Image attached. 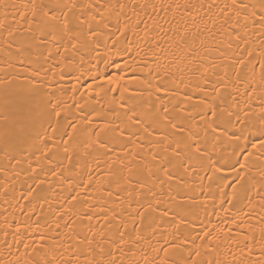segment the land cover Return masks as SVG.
I'll use <instances>...</instances> for the list:
<instances>
[{
  "label": "bare ground",
  "instance_id": "6f19581e",
  "mask_svg": "<svg viewBox=\"0 0 264 264\" xmlns=\"http://www.w3.org/2000/svg\"><path fill=\"white\" fill-rule=\"evenodd\" d=\"M49 2L0 0V264H42L45 258L52 264H106L112 257L117 264H183L196 250L200 256L191 258L198 264H264V154L255 152L245 168L233 170L231 142L221 138L213 147L210 132L202 140L207 152L203 167L185 172L177 164L171 180L158 174L155 185L149 182L155 198L146 190L137 197L140 189L121 180L131 160L125 153L137 154L134 174L144 180L149 148H135L113 131L117 124L127 125L126 109L118 106L123 96V103H134L141 113L150 106L186 109L185 125L201 129L188 131L203 137L206 105L198 101L204 95L211 100L212 85L222 83L225 72L228 87L212 102L233 112L245 110L257 122L264 114V27L252 12L260 11V0H244L257 7L227 21L219 9L231 0H74L82 7L69 16V27L100 33L94 38L102 55L93 53V58L85 35L70 42L59 29L48 35L42 21L34 22L31 5L37 6L35 19L40 20L39 5ZM208 4L214 5L210 11ZM241 58L245 63L237 81L234 70L240 65L233 62ZM149 82L169 91L157 93L146 87ZM195 85L205 91L194 92ZM134 91L143 95L129 100ZM185 93L191 98L185 99ZM53 105L59 118L52 115ZM104 122L111 127L99 138L108 146L100 147L90 133ZM72 124L71 160L61 164L64 133L71 132ZM46 146L49 156L56 153L55 164L43 155ZM209 156L221 162L220 171L207 162ZM54 166L58 174L52 173ZM137 199L155 209L143 221L136 216ZM163 211L169 214L162 216ZM210 229L218 250L197 249L199 237ZM40 234L49 237L46 247L37 250L40 255L23 247L39 243ZM85 238L91 244L79 243Z\"/></svg>",
  "mask_w": 264,
  "mask_h": 264
},
{
  "label": "snow or ice",
  "instance_id": "6c2138e0",
  "mask_svg": "<svg viewBox=\"0 0 264 264\" xmlns=\"http://www.w3.org/2000/svg\"><path fill=\"white\" fill-rule=\"evenodd\" d=\"M203 4L200 5L203 8ZM82 6L75 3L74 0H50L49 3H41L39 5V15L40 20H36L37 16V6L35 4L31 5V15L33 17L34 22L38 25L41 21L45 24V27L48 29V35H52L58 29L67 36L68 40L71 42L73 37H79L80 35H85L89 41L91 47L88 50V56L92 57V54H95V57H100L102 53L100 52L98 47H95L99 44V41L94 37L100 35V33L94 29L89 28L87 33H82L79 26L76 28L69 27V16H71L77 8H81ZM91 7V5H88ZM123 8V5L120 6ZM155 8V6H153ZM171 7V6H169ZM187 7H196V5H188ZM209 11L214 7L213 4H208ZM257 5L245 3L244 0H231V3L225 2L223 6L219 9L221 13V18L227 21L231 18L233 14L236 16H240L242 12L246 11L249 8L255 9ZM260 11L252 12V16L258 17L261 23V26L264 27V0H260L258 5ZM59 14V15H58ZM27 13L24 14V17H27ZM61 17L63 19H61ZM79 20V17H77ZM80 24H84L85 21L79 20ZM99 24V21H97ZM255 23V20L253 21ZM0 27H3L0 25ZM103 27L107 28L108 25L104 24ZM235 27V25L233 26ZM8 35L11 37L14 33L11 29L8 30ZM121 35L123 33L121 32ZM54 38V37H53ZM236 38L239 40L240 35L239 32L236 33ZM44 32H41V37L37 42H43ZM7 42V41H6ZM243 42V41H242ZM9 46H11L9 44ZM75 46V43L72 44ZM231 47V45H229ZM238 47V45H237ZM127 51V50H126ZM120 54V53H118ZM122 55V54H121ZM131 55V53H129ZM251 55V53H249ZM234 64L240 65V69H235L234 74L236 76L237 81L241 79V70L244 66L243 58L240 60L234 61ZM261 69L264 70V63L260 65ZM127 71V69H125ZM135 71V70H133ZM224 77H227V72L224 73ZM221 77L222 83L213 84L211 88V92L213 96L211 100L207 95L201 97L198 101L200 105H206V110L201 114V119L205 122L203 131V137L197 135V133H193L188 131L189 127L196 128L197 132L201 131L196 125H185V112L186 109L182 107H176L174 109H170L166 105H162L160 108H156L155 106H150L148 111L145 113H141L137 110V106L133 104L123 103V96H121L122 103L118 106H122L126 109L124 115L127 117V125L121 126L117 124L113 131L117 136L126 137L128 142L131 143L135 148H149L147 152V157L151 161V163L144 162V172L146 173V179L141 180L138 175L134 174V169L132 166V161L136 160L137 154L134 153L131 149L125 153L126 156H131V160L128 161L127 171L128 174L121 177V180L124 183L134 184L136 187L140 189L137 193V197L142 194H145V190L147 194H150L153 198L156 197L157 193L153 190L152 187H149V182L155 185L158 180V174L163 175V177L167 180H171L174 175V169L179 164V167L182 168L185 172L189 169L195 170L197 166L203 167L204 157L207 155L206 145L202 142V140H207L209 133L212 135V146L215 147L216 143L220 141L221 138H226L231 142V154L235 157V162L231 164V168L233 170H237V165L239 169H243L246 167L249 162V158L254 155L255 152L259 151L261 154H264V114L259 116L257 122H253L250 118V113L245 110H240L233 112L230 108L226 109L223 106H217L212 100H215L220 96L221 88H227V81ZM103 87V85H101ZM146 87H154L157 93L164 92L167 93L169 90L160 85L159 82L152 84L149 82ZM187 87V85H185ZM127 91V88L124 89ZM109 92H114L116 89H108ZM193 91L204 92V88L201 85H195L193 87ZM137 95H143L142 92L134 91L130 96L129 100L133 99ZM191 96L185 93V99H190ZM159 99V97H158ZM79 106V105H78ZM53 113L52 115L59 118L61 113L56 109V106L53 105ZM241 112L243 115H241ZM88 123H92V121H88ZM135 126V127H132ZM111 127L109 122H104L102 128L94 129L91 131L90 135L95 137V143L100 147H107V142L104 140H100V134L105 132L106 129ZM71 132L65 131L64 135L67 137V140L64 141L63 152L65 155L63 157H59L61 160V164L63 160H71V156L68 155L69 152V144L73 141L74 133L76 132V126L74 124L70 125ZM9 129L5 127V141L7 146V137L9 135ZM55 131V129H53ZM85 131H88L85 129ZM188 132L187 137L185 138L183 134ZM139 133L145 134L141 136ZM155 134V138L149 139L147 144H141L139 141L141 139H146L148 137H153ZM180 138H176V137ZM111 151V148H109ZM123 150V149H122ZM50 149L46 146L43 155L47 158V161L55 164L56 153H53L52 156L48 155ZM163 152L165 155L161 156L160 152ZM186 157V159H185ZM243 160V162H241ZM208 163L213 164L215 166L216 171H220L219 164L220 161H214L209 156ZM19 163V161H17ZM224 164H227V161H223ZM187 165V167H185ZM53 174H58L56 171V166L52 168ZM264 175V173H262ZM242 179V177H238ZM163 183V181H160ZM88 184H91V179H89ZM88 185H82V187H87ZM78 195V194H77ZM129 195H132L130 192ZM75 200V197H73ZM137 204L135 212L136 216L140 218L141 221L145 219V213L149 210L155 211L152 207V203L142 204L137 199ZM131 211V206H130ZM168 211H163L161 213L162 216H167ZM72 224L75 223L74 220L71 221ZM69 222H65V227H69ZM57 228L60 227L59 224L56 225ZM214 229L203 231L202 235L199 237L202 241V244L196 246L206 247L210 251L218 250L217 237L214 235ZM19 232V228L17 227V233ZM123 236V233H121ZM49 239V237L44 234H40L38 236L39 243H32L29 245L28 243H24L23 247L25 249L31 248L33 252H36L37 255H40V252L37 250H43L46 245L44 241ZM137 240L140 239L139 235L136 237ZM196 236L192 237L193 244H195ZM231 239V237H229ZM80 244H91V241L85 238L84 240L79 241ZM246 247H248L246 245ZM167 250L165 249V252ZM249 253H251V248L248 247ZM264 254V253H262ZM200 256L199 250L194 252H189V259L184 261L183 264H198V262L191 257ZM109 257H112V254L109 253ZM29 264H37L36 261H29ZM42 264H52V261L48 259H43ZM90 264H96L95 261L90 262ZM106 264H117L116 259L114 257L108 259ZM162 264H167V262H162ZM175 264V262H173ZM199 264H203V262H199ZM208 264H212L211 261ZM216 264H219L217 261ZM255 264H260L259 261H256Z\"/></svg>",
  "mask_w": 264,
  "mask_h": 264
}]
</instances>
